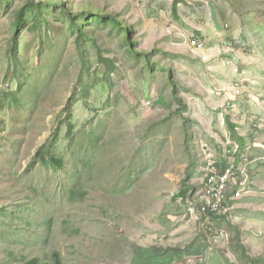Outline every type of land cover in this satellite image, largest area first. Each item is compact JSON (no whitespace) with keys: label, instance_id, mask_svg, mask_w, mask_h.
I'll return each mask as SVG.
<instances>
[{"label":"rangeland","instance_id":"rangeland-1","mask_svg":"<svg viewBox=\"0 0 264 264\" xmlns=\"http://www.w3.org/2000/svg\"><path fill=\"white\" fill-rule=\"evenodd\" d=\"M262 38L264 0H0V264H264Z\"/></svg>","mask_w":264,"mask_h":264},{"label":"built area","instance_id":"built-area-1","mask_svg":"<svg viewBox=\"0 0 264 264\" xmlns=\"http://www.w3.org/2000/svg\"><path fill=\"white\" fill-rule=\"evenodd\" d=\"M205 46L206 44L203 41L195 42V47L198 50L204 49ZM241 174L243 180L239 182L238 179ZM248 178L246 173L239 170L235 162L231 163L225 172L219 175L214 174L207 178L203 183V189L205 191L202 197V203L200 204L201 210H203L206 218L210 220L211 217L226 213L230 202L241 198L245 193ZM232 188H234V191L230 194Z\"/></svg>","mask_w":264,"mask_h":264},{"label":"trees","instance_id":"trees-1","mask_svg":"<svg viewBox=\"0 0 264 264\" xmlns=\"http://www.w3.org/2000/svg\"><path fill=\"white\" fill-rule=\"evenodd\" d=\"M175 12H176V8H175ZM109 18H111L110 20L112 21V22H114V23H116L117 25H119V26H121L123 29H125L126 30V32L128 33V34H130V29H129V27H126V26H124V24H123V20H121V19H119L118 17H114V16H108ZM180 20V19H179ZM130 36L128 35V39H129V42L131 43V45H133L132 44V38L130 39L129 38ZM174 96H175V98H176V100H177V102L178 103H180V104H182V101H181V99L176 95V94H174ZM74 103H73V100L72 99H70L69 101H68V103H67V106H66V112H67V115H66V117L67 118H69L72 114H71V107H72V105H73ZM229 126H230V128H231V130L233 131V135H234V137L243 145L244 144V139L243 138H241V137H238V135H237V133L234 131V128H235V126H233V125H230L229 124ZM58 134L59 133H57L56 134V136L54 137V138H57V136H58ZM56 140V139H55ZM52 145L53 144H49L48 146H42L39 150H38V152H37V154H36V156H35V159H42V161L43 162H50V163H52V164H54L55 166H57V167H60V168H63V162L61 161V160H59V159H57L55 156H54V154H52L51 153V147H52ZM241 149V148H240ZM45 152L49 155V158L46 160V157L44 156V154H45ZM55 264H62L61 263V258H60V255L57 253V254H55ZM23 264H44L43 262H41L39 259H37V258H34V259H32L31 261H29V262H25V263H23Z\"/></svg>","mask_w":264,"mask_h":264},{"label":"crops","instance_id":"crops-1","mask_svg":"<svg viewBox=\"0 0 264 264\" xmlns=\"http://www.w3.org/2000/svg\"><path fill=\"white\" fill-rule=\"evenodd\" d=\"M204 42V41H203ZM205 43V42H204ZM260 47H261V50H264V39L262 38L261 39V41H260ZM196 48V47H195ZM197 49V48H196ZM206 49V46H205V48L203 49V50H205ZM198 50V49H197ZM198 51H202V50H198ZM246 75V74H245ZM234 77H236L235 76V74H234ZM195 248L196 249H192L193 250V253H196V254H199V252H200V249H201V247L199 246V244H196L195 245ZM145 253H148L149 254V252L148 251H150L151 252V250H143ZM192 260L190 261V263H194L195 264V262H193V261H195L196 260V258L194 259V258H191ZM180 260V259H179ZM179 260H177V259H174L170 264H182L181 263V261H179ZM156 261H159V262H156ZM166 264L165 263V261L164 260H162L161 258H160V260H155L154 259V257L152 258L151 256H148V258H146L145 259V261H144V263H142V264Z\"/></svg>","mask_w":264,"mask_h":264}]
</instances>
